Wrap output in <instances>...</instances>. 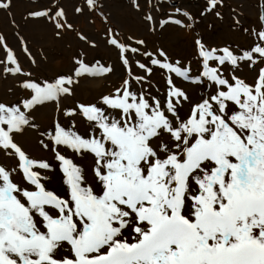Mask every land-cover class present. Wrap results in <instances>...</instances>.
Here are the masks:
<instances>
[{"label":"snow or ice","instance_id":"1","mask_svg":"<svg viewBox=\"0 0 264 264\" xmlns=\"http://www.w3.org/2000/svg\"><path fill=\"white\" fill-rule=\"evenodd\" d=\"M12 3L0 0V10L10 13ZM145 3V29H179L189 54L149 51L144 39L106 28L104 44L127 78L95 102L64 103L113 66L76 58L36 80L0 35L2 71L23 77V98L0 102V154L16 161L0 164V264H264V0L247 27L231 10V30L249 38L235 47L197 30L200 19H224L226 0H203L195 14L175 7L164 19L153 15L164 5ZM104 10L101 0L73 5L74 16L98 13L108 24ZM25 19L55 39L73 33L98 46L69 21L62 0H47ZM154 73L164 81L161 95L145 89ZM48 108L45 125L39 119ZM26 136L59 162L64 196L42 182L51 165L30 156L20 143ZM69 152L90 163L77 164Z\"/></svg>","mask_w":264,"mask_h":264},{"label":"bare ground","instance_id":"2","mask_svg":"<svg viewBox=\"0 0 264 264\" xmlns=\"http://www.w3.org/2000/svg\"><path fill=\"white\" fill-rule=\"evenodd\" d=\"M47 3V0H45ZM234 1H238V0H234ZM71 3L72 0H66L63 1L66 10L68 12V16L69 19L72 20V23H74V25L77 27V25H79L78 27L82 28L84 34L88 35L92 40H94L97 43V48L93 49L91 47H89V45L85 44L83 41H80L76 36L71 37V36H64L62 39H56L52 36L51 33V29L45 27L42 24H36L31 22L30 20H26V25L25 27H22V19H24V16H27L28 12L30 10H32L33 8H36L33 3L29 2V3H23L21 4V6H18L19 2H13L12 3V7L10 9V13L8 14V12L0 10V35L4 34V37L7 38V40H9L10 44H12L11 48L13 50V52L18 53V55L21 57V55L19 54V51L17 52V44H18V40L15 39L14 37L17 34H13L12 36L9 37V33L14 29V28H19L20 31L25 32L31 36L32 33H36L39 36H43L44 37V43L42 44V46H46V47H53L54 48L56 46V52L59 54L58 51L62 52L63 57L67 58L68 60V67H62V68H58L55 64L56 59H53V57H47V55H45L44 60H38L40 61V63L37 61V59L35 58V53L36 51H34V49L32 47L29 46V50L31 52V55L34 56V59L36 60V64L33 65L31 62L29 63V61L27 62L26 60H24L23 58H19V61L23 64V67L25 68V72H31L33 74V78L38 80H42L47 76H51L53 72H55L56 70L58 71H66L72 64V62L74 61V54L77 55L75 53V49L80 48V50L78 51H83V54H80V57L83 58V55L87 57L88 60H86L87 62H89L90 67L95 65L96 60L99 59L100 63L104 66H113L114 67V72L113 73H109L107 75H99V76H92L89 77L88 80L83 83L81 86L77 87L76 89V95L74 98L69 99L67 101H65L64 103L66 105L71 106L74 101H79V102H88V101H92L95 102V99L97 98V96H99L101 93L103 94H107L109 91L114 90L115 87L120 86L121 84V80L122 78H127L126 73L123 74V69L120 66L119 61L117 60L116 54L113 51H109L108 48L105 46L104 44V39L105 36V30L108 27H116V28H120V31L122 32V37L124 36H133L134 38H139L142 37L146 34V32L148 33V30L145 29L144 25L142 24V18L140 17L139 13H137L138 11L136 9H132L133 13L135 16L138 17V21L142 26V29L144 28L145 30L142 31H138L137 28L135 27V24H132L131 29H126L125 27H123V25L120 24L119 22V17L120 19L121 16H119L118 14L114 15V11H108V16H110L111 19V23L114 24V26L112 24L107 25L104 24L102 25L101 29L99 31H96L95 28L92 27V25L87 23L84 24L82 17H76L73 14V7L71 8L70 6L67 5V3ZM241 3H245L248 4V2L244 1V0H240ZM73 4V2H72ZM245 4H243L240 8L238 7V12L239 13H243V16L245 14H248L249 16H251L252 19L255 18L256 14L259 12V8L256 7V9L251 6V5H246V9L245 11H243V8L245 7ZM255 4L257 6V0H255ZM20 5V4H19ZM71 5V4H70ZM248 7V8H247ZM251 11H255V16L252 13H249L250 10ZM20 13H24V15H20ZM13 19L14 26H11V21H10V16ZM118 15V16H116ZM243 16L241 17L243 19ZM118 17V18H117ZM12 21V22H13ZM122 21V20H121ZM5 24H8L7 26ZM100 24V22H99ZM120 24V25H119ZM101 25V24H100ZM119 25V26H118ZM104 29V30H102ZM102 30V31H101ZM157 32H159L158 30L154 33V36H157ZM133 34V35H132ZM150 37H153L152 35H149ZM162 36V34H161ZM100 38V39H99ZM66 46H65V45ZM45 48V47H44ZM46 49V48H45ZM52 50V48H51ZM35 52V53H34ZM73 53V55H71ZM55 57H57L55 55ZM5 58V52L2 48H0V60H3ZM144 63H146V59H141ZM51 65L52 68L56 69L53 70L51 69ZM0 67H3V65H0ZM135 67V66H134ZM136 71V70H134ZM8 76L9 78H7L5 81L0 82V102H4V103H11V102H16L20 99L23 98V93H22V89H20L19 87L16 86V83L20 80L23 79V77H19V76H13L11 74H7V73H3L0 71V76ZM109 85H107V84ZM8 91H10V93H8ZM96 95L95 98L91 99V96ZM52 109L48 108L44 111V113H42L40 115V119L39 122L42 124H48L50 122V116L52 115ZM65 123H68L67 119H65L64 121ZM77 127L79 128L80 132H84L85 130V126L80 123L79 121L77 122ZM20 143L25 147V150L30 154L31 157L36 158V159H46L50 165H51V169L50 170H41V175L45 176L46 179L44 181H42L43 183H45L46 187L49 190H53L55 191L58 195L64 196L65 195V189H66V185L63 183L62 180V172H60L59 170V162L56 161L53 158V153L43 150L40 147L37 146V144L35 143L34 139L31 136H26L24 138H22L20 140ZM67 155H69L70 157H72L74 159V162H76L77 164H83L86 165L88 163H90V161L88 160H84L81 157L75 156L72 153H67ZM15 161V160H14ZM9 166V164H7Z\"/></svg>","mask_w":264,"mask_h":264},{"label":"rangeland","instance_id":"3","mask_svg":"<svg viewBox=\"0 0 264 264\" xmlns=\"http://www.w3.org/2000/svg\"><path fill=\"white\" fill-rule=\"evenodd\" d=\"M14 1L19 2L18 3L19 7L21 6V4L29 3V2L33 3V5L35 7H42L46 4L45 0H13V2ZM63 1H66V0H62V2ZM244 1L248 2V4L253 6L255 9H256V7H258V4L260 3V0H257V6H256L255 0H244ZM72 2H73V4H72ZM72 2L67 3V5L70 6L71 8L73 7V5L83 7V0H72ZM101 2L105 5V10H104L105 16H108L109 12L107 13V10L108 11L115 10L114 15L118 14L119 16H121V14H122V16H121L122 19H120V17H119V22L127 30L131 29L132 24H135V27L137 28L138 31L145 30L144 28L142 29V26L138 21L139 20L138 17L134 15L136 13L132 12V9H136L133 6L134 3H139L141 5V11H138L137 13H139L141 18H143V14L148 10V8L146 7L145 0H101ZM202 3H203V0H147L148 5L155 4V5H157V7H159V5H161V4L164 5V7L160 8L159 11L153 13V15L156 16L157 19L166 18L165 12L166 11L169 13L174 12L175 7H180L182 9L190 10L195 14L198 11V9L200 8ZM243 4H245V3H241L240 0H238V1L226 0V7H224L222 9V15H223L224 19L221 21L218 19H214L211 16L200 19L197 30L205 37L206 40H208L209 42H211L213 44H223L224 41H229V42L233 43L234 47L237 44H239L241 46L247 45L249 43V38L245 33L240 32V31H232L231 30L232 17H233V13L231 10L236 9V13L239 14V12L237 11L238 7L240 8ZM248 4H245L243 11H245L246 5H248ZM249 13H252L255 16V11L250 10ZM8 14H9V12H8ZM20 15L22 16V15H24V13H22V14L20 13ZM118 15H116V16H118ZM8 17H10L9 19L12 23L10 27L14 26V23L12 22L13 19L11 18V15ZM25 17L26 16H24V19H22V25H21L22 27H25V25H26ZM81 17H82L84 24L86 23V21L88 24L90 22V24L92 25L93 28L96 29V31H99L101 29L102 25L105 24L103 22V18L98 13H86V15H82ZM252 20L253 19L248 14H245L243 16V19H242L245 27H247L248 24H250L252 22ZM69 21L72 22L71 19H69ZM110 21H111V19H109V22L107 25L114 23V22L111 23ZM99 22L101 25L99 24ZM209 23H212L214 25L212 30H208V28H207ZM5 25L7 26L8 24H5ZM112 25L114 26V24H112ZM78 26L79 25H77V27L76 26L75 27L79 31L84 33L82 28H80ZM102 30H104V29H102ZM113 30L116 32H119L120 34L122 33L120 31V28L114 27ZM158 31L159 32H157V36H154L155 32L148 31V33L146 32V34L144 36L139 37V38H142L146 41V45H147V48L149 51H154L155 49L163 47L165 50H167L174 57H186L189 54L190 48L187 45L186 37L183 34H181L179 29L168 28L166 30H158ZM13 34H17L14 38L18 40L17 52H18V50H20L19 54L21 55V57H20L18 55V53L15 52V55H16L18 61H19V58H21V59L23 58L27 62L29 61V63L30 62L32 63V59H34V56L37 59V61L38 60L41 61V60H44L45 55H47L48 58L49 57H51V58L53 57V59L57 58L55 65L58 68L68 67L67 58L63 57L61 51H58L59 54L56 52V46H55V48H54V45H53V47L44 46L46 49L42 46V44L44 43V37L43 36H39L36 33H32L30 36L28 34V32L27 33L22 32L19 30V28H14L9 33V37L12 36ZM148 34L152 35L153 37L148 36ZM161 34H162V36H161ZM2 35L4 37V34H2ZM65 36L74 37L75 34L68 33ZM121 36H122V34H121ZM21 37H23L24 40L27 42L28 47L30 46L34 49V51H36V53L34 52L35 53L34 56L31 55V59L23 51V45L21 44V40H20ZM105 38L102 40H105ZM4 39L7 42L8 47L11 48L12 44H10L9 40H7L6 37H4ZM51 48H52V50H51ZM78 50H80V48H77L74 50L75 53L77 54V55L74 54V56H73L74 58H82V57H80V54H83V51H78ZM55 55L57 57H55ZM71 55H73V53ZM138 58L140 59V62H142V63H144V62L141 59H146L145 64L149 63V61L146 57H138ZM83 59L88 60L87 57L84 55H83ZM134 59H136V58H134ZM40 61H38V62L40 63ZM19 63L21 65V67L23 68V70L25 71L23 64L20 61H19ZM2 68L3 67H0L1 72H3ZM51 69L56 70V69L52 68V65H51ZM134 70H136V71H134ZM56 71H58V70H56ZM133 71L135 74H143L140 72L139 69H136L134 67V65H133ZM124 73L125 72L123 70V74ZM225 75L227 76V75H229V73L225 72ZM7 78H9V77L6 75L0 76V82L5 81ZM38 80H40V79H38ZM150 82L153 86L151 88H148V85L145 84L146 90L150 91L154 95H160V94H158V92H160L162 94L164 93L165 87H161L164 84V81H163V79H161L159 74L154 73L153 76L151 77ZM18 85H19V83L17 82L16 86L19 87ZM107 85H109V84H107ZM8 93H10V91H8ZM190 94L193 96V98H195L197 95H199V93H197V92H192ZM95 97H96V95L91 96V99H93ZM15 163H16V161L9 160V159L5 158L2 154H0V164H4L6 167H12L15 165ZM7 164H9V166ZM13 179L15 182L20 183L21 186H23L22 182H21V177L19 175H14Z\"/></svg>","mask_w":264,"mask_h":264}]
</instances>
